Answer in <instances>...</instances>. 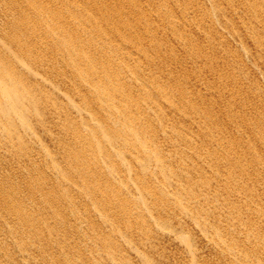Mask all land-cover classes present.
Here are the masks:
<instances>
[{
	"label": "bare ground",
	"instance_id": "bare-ground-1",
	"mask_svg": "<svg viewBox=\"0 0 264 264\" xmlns=\"http://www.w3.org/2000/svg\"><path fill=\"white\" fill-rule=\"evenodd\" d=\"M0 264H264V0H0Z\"/></svg>",
	"mask_w": 264,
	"mask_h": 264
},
{
	"label": "rangeland",
	"instance_id": "rangeland-1",
	"mask_svg": "<svg viewBox=\"0 0 264 264\" xmlns=\"http://www.w3.org/2000/svg\"><path fill=\"white\" fill-rule=\"evenodd\" d=\"M196 245L198 246V251H200V250H203L204 252L206 251L207 252V250L209 251V249L208 248H206V246H204V244H202V243H199V242H196ZM203 246V247H202ZM197 248V247H196ZM202 252V251H201Z\"/></svg>",
	"mask_w": 264,
	"mask_h": 264
}]
</instances>
